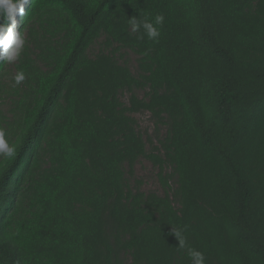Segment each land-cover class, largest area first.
Instances as JSON below:
<instances>
[{"label":"trees","instance_id":"obj_1","mask_svg":"<svg viewBox=\"0 0 264 264\" xmlns=\"http://www.w3.org/2000/svg\"><path fill=\"white\" fill-rule=\"evenodd\" d=\"M157 15L158 41L131 32ZM16 20L0 264H192L173 228L205 264H264V0H30Z\"/></svg>","mask_w":264,"mask_h":264},{"label":"clouds","instance_id":"obj_2","mask_svg":"<svg viewBox=\"0 0 264 264\" xmlns=\"http://www.w3.org/2000/svg\"><path fill=\"white\" fill-rule=\"evenodd\" d=\"M29 4L30 0H0V17L10 22L0 24V59L7 63L16 62L24 49L26 41L23 32L18 29L16 16L17 14L24 16ZM163 22L162 15H157L154 21L139 17L130 18L128 21L131 32H142L140 39L146 36L151 41H158L161 33L157 26H162ZM25 79L26 75L22 70L13 76L16 85L21 84ZM14 155L15 147L9 143L6 132L0 129V157L11 158ZM171 234L178 239L179 248L186 249L192 264H205L204 253L188 246L180 229L173 228Z\"/></svg>","mask_w":264,"mask_h":264},{"label":"rangeland","instance_id":"obj_3","mask_svg":"<svg viewBox=\"0 0 264 264\" xmlns=\"http://www.w3.org/2000/svg\"><path fill=\"white\" fill-rule=\"evenodd\" d=\"M28 39V38H26ZM25 39V40H26ZM103 40V39H100ZM104 43L103 42H99L96 43L92 48L90 53L92 55H94L96 52H98V50L100 49V47H103ZM131 58V57H130ZM137 94L140 97H143L145 95L143 90H137L136 91ZM124 100L129 98V94L125 93L123 95ZM6 103H9V100H7ZM5 108L9 109V106L5 104ZM136 117L138 119L139 122V128L142 129V131H148V134L153 133L154 131V123L152 121V119L150 118V113L149 112H140L136 114ZM158 171L159 168L156 167L152 161L148 158L142 157L136 164L135 166V172H136V176L140 179H142L143 181V189L146 191L149 190H161V186L158 180Z\"/></svg>","mask_w":264,"mask_h":264}]
</instances>
